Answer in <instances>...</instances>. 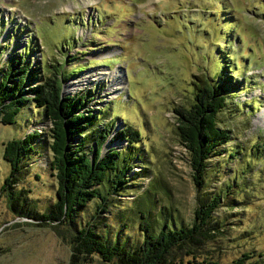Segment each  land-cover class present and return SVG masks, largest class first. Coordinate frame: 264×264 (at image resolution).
<instances>
[{"label": "rangeland", "instance_id": "rangeland-1", "mask_svg": "<svg viewBox=\"0 0 264 264\" xmlns=\"http://www.w3.org/2000/svg\"><path fill=\"white\" fill-rule=\"evenodd\" d=\"M220 5L226 10L222 15ZM9 57L26 59L28 72L32 66L35 72L42 69L37 77L47 74L45 64L71 71L62 93L82 92L98 116L83 131L85 146L111 121L101 152L123 148L128 160L124 180L115 188L107 182L102 208L94 197L77 210L79 225L91 220L96 231L108 230L110 241L132 244L141 220L134 205L145 196L154 201L149 207L153 226L161 219L186 224L196 198L206 200L208 192L243 178L244 195L232 192L237 198L232 204L216 207L206 224L211 235L196 254L228 264L246 252L245 264H264V0H0V68ZM115 70L119 84L101 73ZM79 77L83 83L72 86ZM202 77L226 87L216 122L230 134L220 154L209 158L206 191L192 182L175 123V108L188 106ZM126 124L138 130V139H113ZM49 126L31 99L12 122L0 121V186L9 171L3 143L25 131L39 134L21 157L26 173L13 184L38 211L54 199ZM158 208L169 214L159 217ZM29 220L8 206L0 190V264H67L68 241ZM90 264L112 263L93 255Z\"/></svg>", "mask_w": 264, "mask_h": 264}, {"label": "trees", "instance_id": "trees-1", "mask_svg": "<svg viewBox=\"0 0 264 264\" xmlns=\"http://www.w3.org/2000/svg\"><path fill=\"white\" fill-rule=\"evenodd\" d=\"M222 8L220 5L217 9L220 15L226 11ZM26 49L28 46L24 44L21 50ZM28 64L26 59L9 57L0 68V121L12 122L19 107L29 99L34 106L42 108V115L50 122L47 146L50 151L48 165L55 178L54 199L45 210L38 211L32 203L26 204L21 190L13 186L28 169L21 157H25L32 148V139L39 135L35 130L25 131L24 136L8 139L2 147V157L8 162L9 171L0 190L4 191L8 206L17 215L31 218L27 222L48 225L65 238L70 247L67 264H90L93 255L101 262L112 264H219L207 256L198 258L196 252L211 235L206 224L216 207L222 203L232 204L237 199L232 192L240 190L244 195V179L235 177L221 190L208 192L206 200L196 198L198 203L193 209L192 221L186 224L174 225L171 220L161 219L159 226H153L149 207L154 201L145 196L144 202L134 205L133 211L138 212L141 220L138 224L140 235L132 244L110 241L106 236L108 230L96 231L91 220L79 225L74 219L77 210L94 197L100 199L97 208H102L106 194H109L107 182L111 181V187L115 188L124 180V162L128 160L123 156V148L110 147L105 153L101 152L111 121L96 131L89 146H85L83 131L96 122L98 116L94 108L86 106L87 96L82 92L62 93L63 80L71 71L64 73L63 65L52 69L54 66L45 64L47 74L37 77L42 69L35 72L32 66L28 72ZM226 94L222 81L202 77L195 82L194 95L188 106L175 108L178 140L188 152L192 182L201 191L208 185L204 179L209 158L220 154V145L230 136L229 131L216 122V114L225 105ZM74 135L80 136L78 142L72 140ZM138 135L137 129L126 124L112 137L134 142ZM25 205L28 206L26 209L23 208ZM158 212L162 218L169 214L163 208H158ZM93 217L94 214L91 219ZM248 256L243 252L228 264H245Z\"/></svg>", "mask_w": 264, "mask_h": 264}, {"label": "bare ground", "instance_id": "bare-ground-1", "mask_svg": "<svg viewBox=\"0 0 264 264\" xmlns=\"http://www.w3.org/2000/svg\"><path fill=\"white\" fill-rule=\"evenodd\" d=\"M102 74H106V75H112V77L114 78V80H117V84H119V81H120V79H119V77L117 76V75H119V73H116V70L115 71H109V72H101ZM83 80H85V79H83V77H79L78 79H76V82L77 83H75V84H71L72 86H78L79 84H82L83 83Z\"/></svg>", "mask_w": 264, "mask_h": 264}]
</instances>
